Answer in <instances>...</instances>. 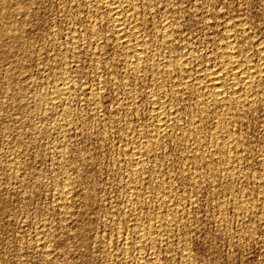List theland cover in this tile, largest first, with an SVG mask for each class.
I'll return each instance as SVG.
<instances>
[{
	"label": "rangeland",
	"instance_id": "1",
	"mask_svg": "<svg viewBox=\"0 0 264 264\" xmlns=\"http://www.w3.org/2000/svg\"><path fill=\"white\" fill-rule=\"evenodd\" d=\"M88 1L0 0V264H264V0H121L147 41L139 70ZM228 34L249 97L178 92L183 68L220 65ZM167 97L180 120L164 133Z\"/></svg>",
	"mask_w": 264,
	"mask_h": 264
},
{
	"label": "bare ground",
	"instance_id": "2",
	"mask_svg": "<svg viewBox=\"0 0 264 264\" xmlns=\"http://www.w3.org/2000/svg\"><path fill=\"white\" fill-rule=\"evenodd\" d=\"M6 0H2V2H5ZM88 1V0H87ZM90 1V0H89ZM88 1V2H89ZM93 1H96V3H94V6L95 4L96 5H99L101 8L105 9L107 12H109L111 14L110 16V23H111V26H112V29H113V32H114V39L115 41L118 43V45H120L123 50L125 51V54L127 55H131V60L129 61V65L132 69L134 70H139V66L138 65L140 62H141V59L143 58V55L145 53V42L147 43V41L143 42L144 40H142V38H140L138 35L139 31L138 29L140 30L141 28H139V22L133 20L134 18L130 16V13H129V16L133 19H131L130 17L128 18L127 14L126 16L123 15V10L124 8H122V1L121 0H93ZM92 1V3H93ZM128 1V0H127ZM125 1V2H127ZM124 0H123V3H125ZM139 2V1H138ZM7 2H5L4 4L6 5ZM87 3V2H86ZM91 3V2H90ZM136 3V2H135ZM131 4V3H130ZM93 5V4H92ZM126 5V4H124ZM129 5V4H128ZM99 8V7H98ZM97 8V9H98ZM128 9V8H127ZM132 9V8H131ZM127 11V10H126ZM2 12H3V9H2ZM134 12V11H133ZM132 13V12H131ZM109 14V15H110ZM140 17V16H139ZM136 19V18H135ZM140 18H138L139 20ZM141 24H142V20L140 21ZM144 23V22H143ZM96 28V27H95ZM226 28V27H225ZM245 28V27H243ZM227 29V28H226ZM170 30V29H169ZM164 31H165V34L167 33V29L164 28ZM245 31V30H244ZM94 32H96L94 30V21H91L90 22V34L91 36L95 35ZM161 32V31H160ZM171 32V31H170ZM169 33V32H168ZM174 33V32H173ZM11 34V33H10ZM89 34V35H90ZM161 34V33H160ZM163 34V32H162ZM164 35V34H163ZM73 37V36H72ZM75 37V35H74ZM86 37V36H85ZM96 37V36H95ZM228 38V41L226 44H224V46L226 47V49L224 51H220L221 53V59H220V65H211L210 64V67L207 66V68L204 70L203 69V72L199 73L198 75H195L194 77H192V75L188 74V70L189 69H185L183 68L182 69V77L181 79H179V81H175L173 87L176 88V90L179 92V91H182L184 89H187V91L189 90L188 87L190 85H197L195 88H197L198 86L199 89H202V92L200 93L201 95H206V97L208 96V98H211V100L215 103H219V104H222V105H226V102H228V96L231 95L234 100H237V101H241L242 100H246L249 95L247 93H249L250 91H252V85H253V79H254V72L252 71V69L250 70V66L248 65H245V64H242V62L240 61L239 59V53L237 52V50H235L231 45L232 44V41L231 39H229L231 37V34H228L226 36ZM17 38V37H16ZM76 38V37H75ZM171 38V37H169ZM232 38V37H231ZM96 39V38H95ZM112 40V39H111ZM148 40V39H147ZM167 40V39H166ZM242 40V39H241ZM170 41V40H169ZM83 42V40H82ZM164 42H165V39H164ZM166 43V42H165ZM116 45V44H115ZM165 45V44H164ZM163 45V47H164ZM167 46H168V43H167ZM261 46V45H260ZM119 47V48H121ZM82 48V47H81ZM262 48V47H261ZM257 50V49H256ZM123 51V53H124ZM241 51V50H240ZM243 51V50H242ZM245 51V50H244ZM249 51V50H248ZM259 51V50H258ZM241 53V52H240ZM263 53V52H262ZM147 54V52H146ZM172 54V53H171ZM218 55H219V52H218ZM70 56V55H69ZM196 57V56H195ZM198 57V55H197ZM242 57V56H241ZM262 57V56H261ZM166 58V57H165ZM173 58V57H172ZM190 58V57H189ZM216 58V57H215ZM144 59H142L143 61ZM176 60V59H175ZM193 60V59H192ZM191 60V61H192ZM164 61V60H163ZM177 61V60H176ZM175 61V62H176ZM190 61V62H191ZM181 62V61H180ZM264 62V61H263ZM66 63V62H65ZM128 63V62H127ZM213 63V62H211ZM217 63V62H216ZM58 64V63H57ZM208 64V63H207ZM206 64V65H207ZM173 65L172 62L169 61V57H168V61H164V62H161V63H158L157 64V61H156V65L154 66V70H153V67L151 68V70L154 71L155 74H164L165 72H167V70L169 69V67H171ZM176 65V63H175ZM178 65V63H177ZM145 66V65H144ZM180 66V65H179ZM143 67V66H142ZM255 67V66H254ZM262 67V66H261ZM187 68H189L187 66ZM195 68V67H194ZM253 68V67H252ZM259 68V67H258ZM199 69V68H198ZM255 70V69H254ZM259 70V69H258ZM264 70V69H263ZM262 71V70H261ZM140 72V71H139ZM256 72V71H255ZM60 73V72H59ZM63 72H61V74L59 75H63L62 74ZM168 73V72H167ZM170 73V72H169ZM197 73V72H196ZM263 73V72H262ZM180 74V73H179ZM195 74V73H194ZM264 74V73H263ZM257 75V74H256ZM162 76V75H161ZM175 77V75L173 76ZM64 78V76L62 77ZM258 78V77H257ZM256 78V79H257ZM65 79V78H64ZM205 84L203 86H201L202 84L201 83H204ZM224 83H227L229 85L228 88H225L223 86ZM256 83V82H254ZM262 83V82H261ZM63 84V83H62ZM61 84V85H62ZM201 84V85H200ZM258 84V83H257ZM256 84V85H257ZM57 87V86H56ZM60 87V86H59ZM194 88V89H195ZM262 89V88H261ZM67 90H69V87H62V88H57V91L59 92H66ZM160 90V89H159ZM193 90V89H192ZM191 90V91H192ZM54 91V90H53ZM175 91V90H174ZM197 91V90H196ZM256 91V90H255ZM56 92V90H55ZM53 92V93H55ZM159 94L161 95V91H158ZM186 92V91H185ZM241 92V93H240ZM243 92V93H242ZM189 93H191L189 91ZM60 94V93H59ZM65 93H63L62 95H64ZM198 94V92H197ZM229 94V95H228ZM255 94V93H254ZM228 95V96H227ZM251 96V95H250ZM197 97V96H196ZM202 97V96H201ZM162 98V97H161ZM169 98V97H167ZM171 98V97H170ZM169 98V102L167 103L168 100H164L162 102H158V103H155L154 107H153V115H154V118H155V124H154V129L157 130V131H163L167 128L168 126V121L170 119H174V118H177V114H176V110L174 109L173 105L170 104V99ZM199 98V97H198ZM95 100V99H94ZM131 100V99H130ZM129 100V101H130ZM159 100V99H158ZM163 100V99H162ZM208 100V99H207ZM227 100V101H226ZM93 101V100H92ZM155 101V100H154ZM231 102H233L232 100H230ZM128 102V101H127ZM174 102V101H172ZM209 102V101H208ZM245 102V101H244ZM250 102V101H248ZM253 102V101H252ZM251 102V103H252ZM201 104V102H199ZM238 103V102H237ZM95 104V102H94ZM152 104V103H151ZM205 104V103H204ZM203 104V105H204ZM211 105V104H210ZM245 105V104H244ZM166 106H169V112H165L166 111ZM208 106V105H207ZM212 106V105H211ZM220 105H218L219 107ZM239 106V105H238ZM217 107V106H216ZM208 108V107H207ZM212 108V107H211ZM210 108V109H211ZM215 108V107H214ZM233 108V107H232ZM249 108V107H248ZM223 109V108H222ZM247 109V108H246ZM205 110V109H204ZM245 110V108H244ZM179 111V110H177ZM201 111L203 112V108L201 107ZM207 111V110H206ZM222 111V110H221ZM198 112V111H197ZM225 112V111H224ZM206 113V112H205ZM208 113V112H207ZM225 114V113H224ZM185 115V114H184ZM206 115V114H205ZM180 116V115H179ZM195 116V114H194ZM234 116V115H233ZM204 117V116H203ZM151 118V117H150ZM236 118V117H235ZM179 119V118H177ZM184 119V118H183ZM224 119V118H223ZM180 120V119H179ZM197 120H200V118H198ZM190 121L192 122V120L190 119ZM210 121V120H209ZM219 121V120H218ZM216 121V122H218ZM234 121V120H233ZM176 122V121H175ZM179 122V121H178ZM177 122V124H178ZM194 122V121H193ZM197 122V121H196ZM200 122V121H199ZM171 123V122H170ZM190 123V122H189ZM195 123V122H194ZM198 123V122H197ZM209 123V122H208ZM184 124V123H183ZM191 124V123H190ZM193 124V123H192ZM198 125V124H197ZM205 125V123H204ZM171 126V125H169ZM194 126V125H193ZM174 127V126H173ZM196 127V125L194 126ZM193 127V128H194ZM213 126H211L212 128ZM147 128V127H146ZM218 128V127H217ZM168 129V128H167ZM220 129V128H219ZM196 130V129H195ZM218 130V129H217ZM225 130V129H224ZM168 131V130H167ZM196 131H199V130H196ZM214 131V130H213ZM138 132V131H137ZM194 132V131H193ZM202 132V131H201ZM224 132V131H223ZM165 133V132H164ZM218 133V132H217ZM221 133V132H220ZM229 133V132H228ZM234 133V132H233ZM236 133V132H235ZM196 134V133H195ZM231 134V133H230ZM168 135V134H167ZM203 135V134H202ZM233 135V134H231ZM230 135V136H231ZM140 136V135H139ZM190 136V135H189ZM215 136V134H214ZM220 136V134H219ZM221 136H222V133H221ZM224 136V135H223ZM132 137V136H131ZM145 137V136H144ZM194 137V136H193ZM217 136H215L216 138ZM226 137V136H225ZM234 137V136H232ZM190 138V137H189ZM199 138H202V137H199ZM223 140L225 139L224 137L222 138ZM233 139V138H231ZM231 139H227L226 138V141L227 142H230ZM237 139V138H236ZM134 140V139H133ZM198 140V139H197ZM235 140V139H234ZM239 141V139H237ZM236 140V141H237ZM151 141V140H150ZM194 141V139H193ZM216 141V139H215ZM237 141V142H238ZM154 142V141H153ZM218 142V141H217ZM221 142V141H219ZM218 142V143H219ZM223 142V141H222ZM226 142V143H227ZM233 142V141H232ZM155 143V142H154ZM195 143H196V139H195ZM225 143V144H226ZM201 144V143H200ZM209 144V143H208ZM233 144V143H232ZM221 145V143H220ZM198 146V145H197ZM223 146V145H222ZM220 146V147H222ZM225 148H222L224 149H227L226 146L227 145H224ZM59 147V146H58ZM143 147V146H142ZM141 147V148H142ZM189 147V146H188ZM231 147V146H230ZM233 147V146H232ZM198 148V147H196ZM219 148V147H217ZM229 148V147H228ZM130 149V148H129ZM216 149V148H215ZM233 149V148H232ZM231 149V151H232ZM230 150V149H229ZM228 150V151H229ZM206 151V150H205ZM220 151V149H219ZM223 151V153H225ZM242 151V150H241ZM195 152V150H194ZM217 152V150H216ZM215 152V153H216ZM235 152V151H234ZM124 153V152H123ZM128 153V152H127ZM132 153V157H133V161H135V165L138 166L142 163L143 161V157L146 155V151L142 149H137V150H134L131 152ZM200 153V152H199ZM208 153V152H207ZM236 153V152H235ZM202 154V152H201ZM245 154V153H244ZM194 155V154H193ZM196 155V154H195ZM198 155V154H197ZM200 155V154H199ZM218 155V154H217ZM226 155V154H225ZM231 155V154H230ZM192 156V155H191ZM209 156V155H208ZM236 156V155H235ZM188 157V156H187ZM204 157V156H203ZM206 157V156H205ZM243 157V156H242ZM217 158V157H216ZM223 158V157H222ZM226 158V157H224ZM196 159V158H195ZM202 160V159H201ZM209 160V158H208ZM207 160V161H208ZM212 160V159H210ZM240 160V159H239ZM229 161H230V158H229ZM197 162V161H196ZM213 162V161H212ZM222 162V161H221ZM224 162V161H223ZM200 163V162H199ZM224 164V163H223ZM208 165V163L206 164ZM230 165V164H229ZM141 166V165H140ZM134 167V166H133ZM223 167V166H221ZM143 168V167H142ZM226 168V167H225ZM228 168V167H227ZM230 168V167H229ZM228 168V169H229ZM139 169V168H138ZM227 169V170H228ZM224 170V169H223ZM238 170V169H237ZM140 171V170H139ZM232 171V170H231ZM239 171V170H238ZM237 171V172H238ZM227 172V171H226ZM236 172V171H234ZM131 173V172H130ZM194 173V172H193ZM229 173V171L227 172ZM231 173V172H230ZM232 174V173H231ZM236 174V173H233V175ZM241 174V172H240ZM239 174V175H240ZM133 175L134 177L138 178V177H141L139 176V174L137 173V170H133ZM195 175V174H194ZM222 175V174H221ZM238 175V174H237ZM243 175H244V172H243ZM264 175V174H262ZM261 175V176H262ZM196 176V175H195ZM230 177V175H228ZM255 176V175H254ZM258 176V175H257ZM260 176V175H259ZM234 177V176H233ZM238 177V176H237ZM240 177V176H239ZM264 177V176H263ZM66 180H67V177H65ZM231 178V177H230ZM139 179V178H138ZM238 179V178H236ZM255 179V177H254ZM258 179V177H257ZM136 180V179H135ZM61 181V180H60ZM263 183V182H262ZM69 190V189H68ZM67 193V191H65L63 194ZM62 196V195H61ZM189 198V197H188ZM163 200V199H162ZM237 203V202H236ZM251 204V203H250ZM249 204V205H250ZM263 204V203H262ZM233 205V203H232ZM236 205V204H235ZM243 205V204H242ZM254 205V204H252ZM251 205V206H252ZM161 206V205H160ZM237 206V205H236ZM235 206V207H236ZM246 207V205H244ZM243 207V206H242ZM241 207V208H242ZM244 207V209H245ZM224 208V207H223ZM240 207H238V210H239ZM249 208V206H248ZM262 208V206H261ZM247 209V208H246ZM250 209V208H249ZM249 209H248V212H249ZM157 210V208H156ZM237 210V209H236ZM253 210V209H252ZM159 211V210H158ZM157 211V212H158ZM241 211V210H240ZM254 211V210H253ZM263 213V212H261ZM241 214V213H240ZM245 215V214H244ZM260 216V215H259ZM156 218V217H155ZM260 218V217H259ZM258 218V219H259ZM262 218V216H261ZM263 218H264V214H263ZM65 219V217H64ZM135 219V218H134ZM253 219V218H252ZM242 220V219H241ZM261 220V219H260ZM150 221V220H149ZM141 222V221H140ZM155 223V222H154ZM157 223V221H156ZM160 223V222H159ZM167 223V222H166ZM175 223V222H174ZM134 224V223H133ZM177 224V223H176ZM263 224V223H262ZM165 224H163L164 226ZM150 226V225H149ZM152 227V226H151ZM148 228V227H147ZM146 229V228H145ZM159 229V228H158ZM148 230V229H147ZM145 231V230H144ZM41 232V231H40ZM152 234V233H151ZM147 235V234H146ZM145 235V236H146ZM148 238V237H147ZM53 239V238H52ZM150 241V240H149ZM45 242V241H44ZM125 243V242H124ZM128 244V243H127ZM40 247V246H39ZM44 247V246H43Z\"/></svg>",
	"mask_w": 264,
	"mask_h": 264
}]
</instances>
